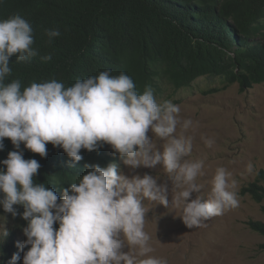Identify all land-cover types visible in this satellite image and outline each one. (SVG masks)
<instances>
[{
	"label": "clouds",
	"instance_id": "clouds-1",
	"mask_svg": "<svg viewBox=\"0 0 264 264\" xmlns=\"http://www.w3.org/2000/svg\"><path fill=\"white\" fill-rule=\"evenodd\" d=\"M46 35L51 43L60 32L50 29ZM33 43V28L25 18L17 14L0 20V151L5 138L15 149L0 161V207L27 222L22 229L26 240L17 242L19 251L8 264H17L20 252L22 264H167L151 255L145 201L179 210L189 229L206 227L213 217L239 206L238 181L225 167L216 168L208 182L207 199L200 195L198 180L205 166L202 160L188 158L193 137L185 135L193 121L181 120V107L172 101L158 103L151 86L138 93L130 76H114L110 70L69 87L54 79L33 82L23 90L19 80L6 83L11 57L19 63L38 55ZM49 143L74 163L82 160V149L93 152L109 145L130 173L159 167L164 182L147 173L125 175L112 163L92 165L78 182L62 189L60 198L34 182L41 165L24 159L20 150L23 144L44 158ZM205 143L211 147L215 140ZM253 171L249 161L245 172ZM0 220V238H5L6 216Z\"/></svg>",
	"mask_w": 264,
	"mask_h": 264
},
{
	"label": "trees",
	"instance_id": "trees-1",
	"mask_svg": "<svg viewBox=\"0 0 264 264\" xmlns=\"http://www.w3.org/2000/svg\"><path fill=\"white\" fill-rule=\"evenodd\" d=\"M25 18L33 28V47L38 55L31 61L16 62L6 83L21 82V90L31 83L50 80L65 87L77 80L110 70L112 75L130 76L138 93L151 86L154 95L162 81L175 89L190 87L201 77L220 78L223 87L238 84L241 92L264 83V0H2L0 20L13 15ZM60 36L48 42L47 30ZM51 56L48 61L45 56ZM109 145L88 152L73 162L60 148L46 145L47 156L24 149V159H36L41 167L35 183L45 184L62 198V189L78 182L92 165L106 167L121 158ZM4 140L0 161L14 151ZM2 167V165H0ZM119 170V169H118ZM254 202L264 200V170L240 189ZM2 198V197H0ZM18 210L23 212L20 206ZM264 213V207H262ZM0 215L27 226L18 215L13 218L0 207ZM253 232L264 236V223L248 221ZM58 228V225H54ZM0 238V264H8L16 247L17 227ZM24 241L20 242L23 243ZM28 249H25L27 251ZM17 264H22L23 252Z\"/></svg>",
	"mask_w": 264,
	"mask_h": 264
},
{
	"label": "rangeland",
	"instance_id": "rangeland-1",
	"mask_svg": "<svg viewBox=\"0 0 264 264\" xmlns=\"http://www.w3.org/2000/svg\"><path fill=\"white\" fill-rule=\"evenodd\" d=\"M155 98L158 103L170 100L179 105L181 120L193 121L185 135L193 137L188 158L204 162L205 175L198 180L203 199H207L208 182L216 168L225 167L238 181L239 206L213 217L206 222V227L189 229L179 218V210L145 201L148 208L145 230L154 249L151 255L167 260V264H264V236L247 225L250 220L264 223V200L256 203L248 195L239 193L264 170V83L241 92L236 83L223 87L220 78L201 77L190 87L181 89L162 81ZM179 133L178 126L177 135ZM148 135L151 138V132ZM206 139H214L215 143L209 147ZM249 161L254 164L252 174L245 172ZM118 169L125 175L160 176L158 183L164 182L159 167H141L130 173L120 160ZM6 220L7 229L22 230L14 221ZM16 239L22 242L26 237L19 232Z\"/></svg>",
	"mask_w": 264,
	"mask_h": 264
}]
</instances>
